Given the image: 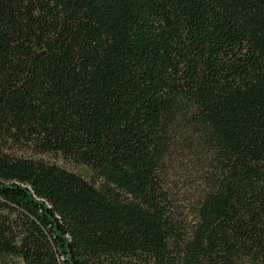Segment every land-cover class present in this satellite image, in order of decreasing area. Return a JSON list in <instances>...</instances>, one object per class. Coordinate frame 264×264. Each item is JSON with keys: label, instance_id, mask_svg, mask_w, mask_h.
Wrapping results in <instances>:
<instances>
[{"label": "trees", "instance_id": "16d2710c", "mask_svg": "<svg viewBox=\"0 0 264 264\" xmlns=\"http://www.w3.org/2000/svg\"><path fill=\"white\" fill-rule=\"evenodd\" d=\"M6 259L264 264V0H0Z\"/></svg>", "mask_w": 264, "mask_h": 264}, {"label": "rangeland", "instance_id": "374dc122", "mask_svg": "<svg viewBox=\"0 0 264 264\" xmlns=\"http://www.w3.org/2000/svg\"><path fill=\"white\" fill-rule=\"evenodd\" d=\"M45 160L57 164L58 166H61L69 171L75 172L81 176H83L84 178H86L88 181H90L91 183H95L98 182V180L95 178L93 179V173L90 170V168H88L85 165L82 164H77L71 161H67L62 159L60 156H44ZM95 180V181H94ZM4 264H19L18 261L14 260V259H6V262Z\"/></svg>", "mask_w": 264, "mask_h": 264}]
</instances>
